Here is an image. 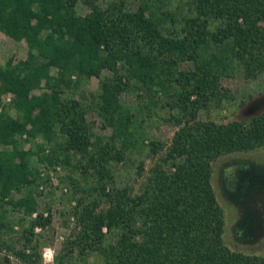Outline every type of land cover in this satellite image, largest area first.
<instances>
[{
    "label": "trees",
    "instance_id": "16d2710c",
    "mask_svg": "<svg viewBox=\"0 0 264 264\" xmlns=\"http://www.w3.org/2000/svg\"><path fill=\"white\" fill-rule=\"evenodd\" d=\"M76 1L0 0V30L27 47L24 60L8 57L0 68V96L12 94L15 112H0V145L7 146L0 147V248L26 262L40 259L33 245L29 251L16 248L3 233L7 208L28 215L35 210L30 191L8 196L35 176L18 136L49 141L57 129L60 148L87 154L98 180L110 176L108 160L119 159L136 145L137 119L119 100L133 79L153 104L157 92L173 87L181 111L174 119L176 129L165 147L158 140L146 144L150 154L162 147L164 151L138 192L126 187L105 190L100 183L96 197L105 196L106 205L97 210V198L82 203L75 211L78 239L101 249L105 264H264V253L231 250L223 242V212L210 182L216 156L264 146V108L247 121L216 122L196 117L197 100H189L195 94L204 104L216 92L219 75L234 65L247 73L264 69V0H191L192 13L182 16L180 38L162 33V21L173 17L158 12L149 0L134 10L126 9L123 0L104 7L97 0H80L89 7L82 15L74 9ZM211 21L216 23L213 29ZM185 54L195 61L192 70L176 67ZM34 62L43 63L40 73ZM102 68L112 72L110 79L100 81L95 97L111 128L106 138L90 131L77 100L64 101L57 90L72 75H97ZM35 155L48 161L55 157L38 151ZM141 168L142 163L138 172ZM46 221L48 217L37 213L29 233ZM113 228L116 237L104 247L105 232ZM2 258L1 264H11L8 254Z\"/></svg>",
    "mask_w": 264,
    "mask_h": 264
},
{
    "label": "rangeland",
    "instance_id": "374dc122",
    "mask_svg": "<svg viewBox=\"0 0 264 264\" xmlns=\"http://www.w3.org/2000/svg\"><path fill=\"white\" fill-rule=\"evenodd\" d=\"M118 0H97L102 6ZM144 0H123L126 9L134 10ZM158 12L171 13L172 19L166 17L160 26L168 37L180 38L183 35L182 16L191 15V0H149ZM74 9L78 14L88 12L89 7L77 0ZM216 25L211 21V29ZM8 57L13 62L27 57V47L22 39L15 40L0 30V68L5 66ZM194 59L184 55L178 59L176 67L181 70H192ZM36 72L40 73L43 63L34 62ZM123 63L117 62L119 73L124 74ZM52 71V70H51ZM112 76L109 69L102 68L97 75L88 77L72 75L68 84L57 87L60 99L77 100L83 107L84 119L90 131L106 138L111 128L106 126L102 114L95 104V97L101 80ZM176 84V82H173ZM42 82L40 83V86ZM173 88V87H172ZM172 88L157 92L155 103H151L140 84L129 79L128 85L119 93L120 103L129 109L137 121L134 129L136 145L126 149L119 159L113 157L107 162L110 176L98 180L92 162L87 154L79 150H65L58 145L62 142L57 132L46 141L40 136L25 139L18 136L22 150L29 155V165L34 168V180L31 184L12 190L8 196L19 195L30 191L35 199V210L24 214L16 209L7 208L4 216V237L16 248L31 250L39 255V262L30 263L14 256L7 248H0V264L4 253L9 255L11 264H43L41 253L45 247L56 250L54 264H105L101 249L88 245L84 239L79 240L81 233L75 211L82 203L97 198L100 183L105 190L126 187L128 191L138 192L152 164L159 160L165 147L176 129L174 119L181 111L172 94ZM36 91L39 88L35 89ZM216 92L203 104V97L192 94L189 100L196 99V117L216 122L230 120L247 121V119L264 108V69L247 73L237 65L228 68L217 78ZM6 96L9 99H6ZM12 94L0 96V112L15 114L11 106ZM57 126V125H56ZM57 128V127H56ZM161 141L163 147L155 154H150L146 144L150 141ZM116 145H119L116 143ZM1 148L7 146L0 145ZM35 151L55 157L48 161L39 160ZM142 163L139 171L138 165ZM168 164H164L167 167ZM169 166V165H168ZM210 182L223 212L222 240L231 250L245 253H264V146L247 150H235L219 154L211 161ZM97 210L106 205V197L97 198ZM40 213L48 217L43 225H35L29 233L33 217ZM105 230V228H102ZM26 237L30 240L27 241ZM116 237V229L106 231L101 245L104 247Z\"/></svg>",
    "mask_w": 264,
    "mask_h": 264
},
{
    "label": "clouds",
    "instance_id": "9594fccd",
    "mask_svg": "<svg viewBox=\"0 0 264 264\" xmlns=\"http://www.w3.org/2000/svg\"><path fill=\"white\" fill-rule=\"evenodd\" d=\"M56 250L52 247H45L41 253L43 264H54Z\"/></svg>",
    "mask_w": 264,
    "mask_h": 264
},
{
    "label": "built area",
    "instance_id": "2783aa9c",
    "mask_svg": "<svg viewBox=\"0 0 264 264\" xmlns=\"http://www.w3.org/2000/svg\"><path fill=\"white\" fill-rule=\"evenodd\" d=\"M6 99H9V97H8V96H6Z\"/></svg>",
    "mask_w": 264,
    "mask_h": 264
}]
</instances>
